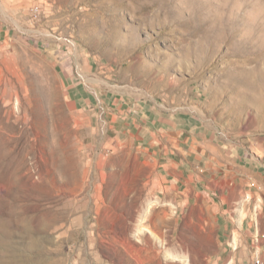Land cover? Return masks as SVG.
<instances>
[{"label":"rangeland","instance_id":"374dc122","mask_svg":"<svg viewBox=\"0 0 264 264\" xmlns=\"http://www.w3.org/2000/svg\"><path fill=\"white\" fill-rule=\"evenodd\" d=\"M255 248L264 0H0V264H252Z\"/></svg>","mask_w":264,"mask_h":264},{"label":"crops","instance_id":"0c3cea01","mask_svg":"<svg viewBox=\"0 0 264 264\" xmlns=\"http://www.w3.org/2000/svg\"><path fill=\"white\" fill-rule=\"evenodd\" d=\"M211 149L213 150V153L219 154V150L216 149L215 144L211 145ZM170 177L174 178L176 176H174L171 173ZM214 219L215 220H213V224H212L213 228L219 229L220 231H224V230H226L228 228V225L230 227V222H229L230 216H223L222 219H220L219 217H215ZM246 238H247V236H246ZM246 238H243L241 240V242H244L243 244H246V247H248L249 246L248 243H249V241L251 242V239H248V238L246 239ZM227 240L229 241V238ZM223 243H226L225 239H223ZM235 244L236 243L234 242V239H233L232 243H230V245L233 246V249L235 248ZM221 250H223V252H225L227 249L222 246Z\"/></svg>","mask_w":264,"mask_h":264},{"label":"built area","instance_id":"2783aa9c","mask_svg":"<svg viewBox=\"0 0 264 264\" xmlns=\"http://www.w3.org/2000/svg\"><path fill=\"white\" fill-rule=\"evenodd\" d=\"M255 241L256 242L258 241L257 238H255ZM252 264H264V260L262 258V255L257 248H255L253 253H252Z\"/></svg>","mask_w":264,"mask_h":264},{"label":"bare ground","instance_id":"6f19581e","mask_svg":"<svg viewBox=\"0 0 264 264\" xmlns=\"http://www.w3.org/2000/svg\"><path fill=\"white\" fill-rule=\"evenodd\" d=\"M150 9V8H149ZM144 15V14H143ZM221 44V43H220ZM200 54V53H199ZM201 59V58H200ZM191 71V70H190ZM190 73V72H189ZM237 75V74H236ZM253 75V74H252ZM235 78V77H234ZM194 79V78H193ZM229 79V78H228ZM232 79V78H231ZM174 126V125H173Z\"/></svg>","mask_w":264,"mask_h":264}]
</instances>
